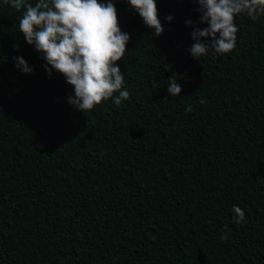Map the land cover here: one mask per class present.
<instances>
[{"label": "trees", "instance_id": "1", "mask_svg": "<svg viewBox=\"0 0 264 264\" xmlns=\"http://www.w3.org/2000/svg\"><path fill=\"white\" fill-rule=\"evenodd\" d=\"M115 5L130 95L83 112L0 0V264H264V15L237 14L236 47L198 60L194 0H156L159 36Z\"/></svg>", "mask_w": 264, "mask_h": 264}, {"label": "clouds", "instance_id": "2", "mask_svg": "<svg viewBox=\"0 0 264 264\" xmlns=\"http://www.w3.org/2000/svg\"><path fill=\"white\" fill-rule=\"evenodd\" d=\"M22 10L18 29L27 44L42 57L46 74L61 73L72 86L66 101L78 110H90L102 100L111 98L115 105L127 100L130 93L124 73L115 63L126 52L130 33L118 23L115 0H5ZM143 23L152 29V35L163 32L156 0H126ZM197 20L185 19L191 26L192 43L187 51L195 58L229 52L236 47L239 25L237 14L245 13L252 20L264 15V0H194ZM173 14L164 16L170 22ZM238 18V17H237ZM201 25H204L201 27ZM203 38V39H202ZM13 66L28 74L34 68L23 55L12 57ZM167 91L178 96L181 84L176 76L167 77ZM191 105L185 107V111ZM236 224L245 220V211L239 204L231 206ZM222 233L220 239H225Z\"/></svg>", "mask_w": 264, "mask_h": 264}]
</instances>
